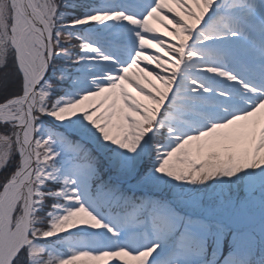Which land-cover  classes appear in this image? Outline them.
I'll list each match as a JSON object with an SVG mask.
<instances>
[{
	"label": "snow or ice",
	"instance_id": "1",
	"mask_svg": "<svg viewBox=\"0 0 264 264\" xmlns=\"http://www.w3.org/2000/svg\"><path fill=\"white\" fill-rule=\"evenodd\" d=\"M0 264H264V0H0Z\"/></svg>",
	"mask_w": 264,
	"mask_h": 264
},
{
	"label": "trees",
	"instance_id": "2",
	"mask_svg": "<svg viewBox=\"0 0 264 264\" xmlns=\"http://www.w3.org/2000/svg\"><path fill=\"white\" fill-rule=\"evenodd\" d=\"M0 78H2V70H0Z\"/></svg>",
	"mask_w": 264,
	"mask_h": 264
}]
</instances>
